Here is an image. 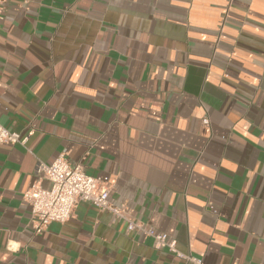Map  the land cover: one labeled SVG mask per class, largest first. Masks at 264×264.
<instances>
[{
	"label": "crops",
	"instance_id": "1",
	"mask_svg": "<svg viewBox=\"0 0 264 264\" xmlns=\"http://www.w3.org/2000/svg\"><path fill=\"white\" fill-rule=\"evenodd\" d=\"M0 125V264H264V0H7ZM60 154L176 252L87 203L36 235Z\"/></svg>",
	"mask_w": 264,
	"mask_h": 264
},
{
	"label": "built area",
	"instance_id": "2",
	"mask_svg": "<svg viewBox=\"0 0 264 264\" xmlns=\"http://www.w3.org/2000/svg\"><path fill=\"white\" fill-rule=\"evenodd\" d=\"M7 0H0V19ZM24 139L0 125V146L23 144ZM47 187L42 186V182ZM110 189L98 179L88 176L80 164L70 163L60 154L51 164L39 163L34 180L23 193L22 201L30 211V221L36 235H41L52 223L64 224L73 214L78 203H87L100 212H107L127 222L128 231L143 233L152 240V246L175 253V242L153 227L126 218V210L109 201ZM186 264H203L192 256L179 255Z\"/></svg>",
	"mask_w": 264,
	"mask_h": 264
}]
</instances>
